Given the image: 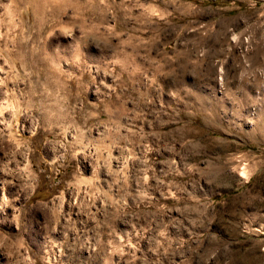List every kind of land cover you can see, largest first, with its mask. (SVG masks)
Instances as JSON below:
<instances>
[{"label":"rangeland","instance_id":"obj_1","mask_svg":"<svg viewBox=\"0 0 264 264\" xmlns=\"http://www.w3.org/2000/svg\"><path fill=\"white\" fill-rule=\"evenodd\" d=\"M0 264H264V0H0Z\"/></svg>","mask_w":264,"mask_h":264},{"label":"bare ground","instance_id":"obj_2","mask_svg":"<svg viewBox=\"0 0 264 264\" xmlns=\"http://www.w3.org/2000/svg\"><path fill=\"white\" fill-rule=\"evenodd\" d=\"M2 104H3V103H2ZM2 104H1V105H2ZM4 106H5V105H4ZM23 129H24V128H23ZM73 136H74V135H73ZM15 143H17V142H15ZM15 146H16V145H15ZM19 146H20V145H19ZM22 149H23V148H22ZM86 162H87L86 164H88V161H86Z\"/></svg>","mask_w":264,"mask_h":264}]
</instances>
